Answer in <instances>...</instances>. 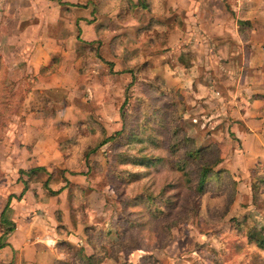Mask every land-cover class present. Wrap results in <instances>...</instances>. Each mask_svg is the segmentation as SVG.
I'll return each mask as SVG.
<instances>
[{
    "label": "rangeland",
    "instance_id": "obj_1",
    "mask_svg": "<svg viewBox=\"0 0 264 264\" xmlns=\"http://www.w3.org/2000/svg\"><path fill=\"white\" fill-rule=\"evenodd\" d=\"M62 1L83 10L53 2L54 28L69 40L68 24L94 5L96 38L80 48L82 63L64 67L66 57L59 54L36 75H50L54 85L50 106L44 100L39 106L48 105L52 114L54 102H73L76 117L69 120L76 121L57 124L58 162L21 183L35 191L50 180L67 189L54 218L73 223L78 245L83 242L96 264H264V249L248 240L251 232L264 235V0H194L203 30L193 34L191 61L177 49L181 38L171 37L181 26L176 10L188 0H178L177 7L170 5L174 0H144L146 9L131 0ZM147 12L161 13L168 24H119L131 17L142 21ZM45 19L28 0H0V60L14 55L18 32L34 22L42 29ZM169 41L173 53L167 52ZM126 44L136 45L134 54ZM164 51L168 55L159 59ZM13 73L9 60L0 65V235L9 230L1 214L16 180L40 166L13 162L18 147L30 151L18 134L10 139L8 133L25 121L23 110L14 115L18 99L28 98L37 79L25 70L19 82ZM104 133L115 137L86 161L87 146ZM199 148L208 151L190 157ZM206 166L213 172L202 176ZM66 174L73 182L80 177L82 186ZM214 174L216 180L200 185ZM67 254L71 264H89L73 250Z\"/></svg>",
    "mask_w": 264,
    "mask_h": 264
},
{
    "label": "crops",
    "instance_id": "obj_2",
    "mask_svg": "<svg viewBox=\"0 0 264 264\" xmlns=\"http://www.w3.org/2000/svg\"><path fill=\"white\" fill-rule=\"evenodd\" d=\"M28 1L38 14L40 12L44 18L46 17L45 26L37 30L36 22H34V26L32 25L30 30L18 32V36H15L17 39L14 42V55L7 60H0V65L9 60V64L14 67V76L12 78L19 82L22 81V73L25 70L26 75L30 72L37 78L34 80V86L32 85L31 87L32 91L28 93V98L21 96L18 99L19 103L14 115L17 117L18 110L19 113L23 110L21 113L26 114L25 121L22 123H15L12 126L13 128H10L12 132L8 133L10 139H15L14 134H18L17 137L21 140V143H26L30 146V151L24 149L25 147L23 146L18 147V156L13 158V162L21 168L25 164L29 166L30 164L40 165L38 167H42L48 166L50 162H58L61 155L55 146H53L54 140L57 139V124L60 121H67L72 125L76 121L73 119L69 120L70 118L76 117L73 111V102H54L52 114L46 112L48 105L47 107L44 104L40 105L41 107L39 106L40 102H43V100L44 103L48 101L50 106V87H54V85L50 81V75H47L41 80H39L36 75L40 74L39 72L41 70H46L53 62L57 61L55 58L57 55L59 56V54V58L62 55L66 57V59L61 61L64 67L68 64L74 66L82 63V52L80 48L84 47V49H88L87 47H91L90 42L96 38V30L99 23V15L93 14L95 11L93 5L90 12L84 10L82 14L76 15L75 17L72 16L74 19L71 24H68L67 30L69 40H66L64 37L66 35H64L62 31L56 30L53 26L55 20L54 17L50 16V5L52 6L53 2H58L59 4H64L67 9L75 11L76 7L82 9V4H72L62 0ZM177 1L178 0H174L173 3L175 5L173 4L172 6V4H170L171 7H177ZM133 2L138 3V0H133ZM168 2L170 3V0ZM168 2L165 8L166 11L163 12L166 17L167 13L170 12ZM197 4L198 3L194 0H188L187 7L181 6L183 8L176 10L180 18L175 19H180L181 26H176L178 28L172 31L169 29L171 32L175 33L173 34L174 37L171 35L173 40L177 39V37L181 38L179 40L180 47L177 49L178 51L181 50L183 53L191 55L188 56L190 61L193 59L192 56L194 55V49L192 47H195L197 43L195 40L196 36H193V34L201 33L203 30L201 25L198 24L199 20H197V8L199 7ZM85 5L83 7L88 9L89 7ZM72 7H74V9ZM92 15H94V17ZM38 16L41 17L40 15ZM163 16L161 13L157 15L147 12L142 21H140L139 18L131 17L132 19H130L129 22L123 21L119 24L126 26L131 23L138 24L136 29H139L141 25H148L153 20L168 24L166 18ZM50 24L52 25L51 28ZM127 27L129 29L132 28V26ZM90 28L92 32L89 31ZM220 29L222 31V27H220ZM124 33H127L128 37L133 39L131 42L134 43L137 41L136 39L134 41L135 37L129 36V34L132 35L131 32L127 31ZM63 43L67 46L64 47ZM132 44H130L131 47L126 44V47L134 54L137 48H135L136 45ZM168 45H170V41ZM25 48H27V51H24ZM175 51L176 49L174 46H171V49L167 52L173 53ZM167 55L165 51L158 54V56H160L159 59H163V57ZM78 56H80V58H78ZM185 57L187 58V56ZM98 59L101 60V58ZM74 73L78 75L79 70L74 68ZM57 75L59 74L57 73ZM57 75H54L55 79H57ZM55 83L58 82L56 81ZM58 86L64 87V84L58 83ZM28 102L31 104L26 108V103ZM8 115L9 114H7V116ZM45 141L48 142L46 143L48 147L44 144ZM50 145L52 149L51 153ZM8 157H10L9 154L6 155L3 161ZM28 157L31 159H28ZM24 173L26 172H21L20 180H16L17 183H15L11 192L13 195L11 196L12 199L10 196L7 198L4 216L7 219L5 223L10 224L9 227H11V230H8L6 234L2 233L0 235V241L4 243V245L0 247V264H70L67 251L71 247L84 248V244L82 242V244H80L81 246L78 245L80 237L74 234V230L72 229L73 223L70 220H55L54 218L56 206L63 200V194L67 189L63 188V186H51L49 180L47 183L44 182L47 184L44 188L35 187L36 190L34 191L32 188L33 186L25 187L23 183H21V180L24 181L23 176L28 177L27 174ZM45 173L50 175V169L47 168ZM17 177L19 178V175H17ZM65 177L71 183L73 182V180H71L74 177L72 174H66ZM80 179L81 178L78 177L76 180L77 182L73 183H78L82 186L81 183L83 182H80ZM46 181L48 180L46 179ZM34 192L37 195L39 194V197H35ZM34 211L36 212L33 213ZM65 229H67L66 233Z\"/></svg>",
    "mask_w": 264,
    "mask_h": 264
},
{
    "label": "trees",
    "instance_id": "obj_3",
    "mask_svg": "<svg viewBox=\"0 0 264 264\" xmlns=\"http://www.w3.org/2000/svg\"><path fill=\"white\" fill-rule=\"evenodd\" d=\"M132 1V3L134 4V6L135 7H138V6H140L141 8H143V9H146L147 8V3L144 1V0H138V3H134L133 2V0H131ZM95 8L96 7H94L93 9L95 10ZM163 23L162 22H159V21H157V20H153L151 23H149L147 26H146V28H150V27H155V26H158V25H162ZM114 135H106L105 133H104V136H102V138L99 140V141H97L93 146H87V149L84 151V153H83V156H84V159L86 160V161H88L89 159V156L91 155V154H93L98 148H100L101 146H103L104 144H106L107 142H109V141H111L112 139H114ZM201 148H199V149H196V150H193V151H191L190 152V157H195L194 155H198L197 157H199L200 155H202V153H204V152H206V151H208V150H206V149H201ZM218 160V159H217ZM217 162V161H216ZM42 169V167H34V168H31V169H29L27 172H26V174H27V176L28 177H30L31 175V173H33L34 171H36L37 169ZM213 172V166H206V167H204L203 169H202V176H205L207 173L209 174H211ZM217 178H216V176H215V174L213 175V177L212 178H207L206 180H202L201 182H200V185L203 187L204 186V184L208 181V180H216ZM47 184L46 183H44V186H46ZM58 192V191H57ZM3 215H4V212L1 214V218H3V221L5 222L7 219L5 218V216L3 217ZM8 229L9 230H11V227H8ZM8 231V230H7ZM5 233V232H4ZM248 240L249 241H251V242H254L255 244H256V246H258L259 248H262V249H264V235H257V234H255V233H253V232H251L250 234H249V236H248ZM4 245V243H2L1 241H0V247L1 246H3ZM84 248H82V247H71L69 250H70V252L73 250V253H74V255L75 256H77L81 261H85V262H87L88 261V263L89 264H96V262H95V260H94V257H93V255H87L86 253H85V250H83ZM70 254V253H69ZM76 254H78V255H76ZM70 258V257H69ZM70 264H71V262H70Z\"/></svg>",
    "mask_w": 264,
    "mask_h": 264
}]
</instances>
